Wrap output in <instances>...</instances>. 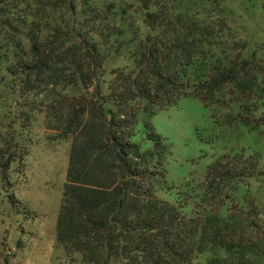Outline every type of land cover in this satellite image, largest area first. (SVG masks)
Returning <instances> with one entry per match:
<instances>
[{
	"label": "trees",
	"instance_id": "16d2710c",
	"mask_svg": "<svg viewBox=\"0 0 264 264\" xmlns=\"http://www.w3.org/2000/svg\"><path fill=\"white\" fill-rule=\"evenodd\" d=\"M150 1L145 9L158 10L145 12L149 33L133 67L116 70L104 92L103 47L122 34L106 22L111 4L100 11L85 2L77 12L73 0H0V38L12 50L7 70L23 93L45 90L49 129L71 142L56 243L83 264H264L259 211L235 201L238 185L260 175V156L222 155L194 197L169 202L157 192L171 191L170 145L152 123L195 98L210 111L236 110L224 117L229 126L264 130V59L244 56L246 45L225 34L223 19ZM20 5V14L10 13ZM61 7L67 17L57 16Z\"/></svg>",
	"mask_w": 264,
	"mask_h": 264
},
{
	"label": "rangeland",
	"instance_id": "374dc122",
	"mask_svg": "<svg viewBox=\"0 0 264 264\" xmlns=\"http://www.w3.org/2000/svg\"><path fill=\"white\" fill-rule=\"evenodd\" d=\"M73 1L77 12L82 11L85 2L100 11L111 4L112 14L106 22L122 31L121 35H112L103 47L107 56L100 81L106 92L116 70L133 67L134 50L149 33L144 23L145 12L157 11L158 7L146 10L145 0ZM166 1L174 12H197L196 15L209 21L223 19L229 29L225 34L246 45L244 56L254 53L258 59H264V0ZM152 3L153 0L149 2ZM21 7H13L10 13L20 14ZM61 15L67 17L64 7L57 12V16ZM160 21L158 18L157 22ZM11 55V47L0 38V264H83L78 255L70 261L55 240L70 139L49 129V123L55 124V120L47 115L50 99L45 90L40 94L23 93L18 77L8 72ZM89 90L93 92V86ZM235 111L228 108L210 111L195 98H183L176 106L153 117L156 133L170 145L166 169L171 191L162 190L157 195L169 202L180 201L188 195L194 197L215 159L243 152L247 156L259 155L260 175L245 185H238L235 201L245 212H251L250 204L259 211L262 227L257 232L262 235L264 130L229 126L224 117Z\"/></svg>",
	"mask_w": 264,
	"mask_h": 264
}]
</instances>
